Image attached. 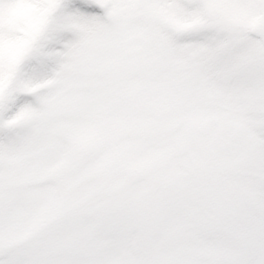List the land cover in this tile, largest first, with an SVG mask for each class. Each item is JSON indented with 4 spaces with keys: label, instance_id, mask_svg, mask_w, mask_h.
Here are the masks:
<instances>
[{
    "label": "snow or ice",
    "instance_id": "1",
    "mask_svg": "<svg viewBox=\"0 0 264 264\" xmlns=\"http://www.w3.org/2000/svg\"><path fill=\"white\" fill-rule=\"evenodd\" d=\"M0 264H264V0H0Z\"/></svg>",
    "mask_w": 264,
    "mask_h": 264
}]
</instances>
